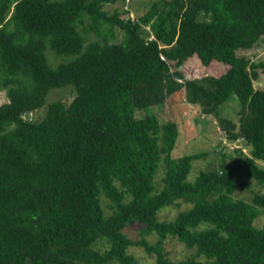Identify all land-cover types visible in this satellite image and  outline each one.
Masks as SVG:
<instances>
[{
	"label": "trees",
	"instance_id": "obj_1",
	"mask_svg": "<svg viewBox=\"0 0 264 264\" xmlns=\"http://www.w3.org/2000/svg\"><path fill=\"white\" fill-rule=\"evenodd\" d=\"M129 6L0 0V92L8 98L0 105V264H139L132 247L156 264H264V227L254 225L264 192L250 202L234 197L249 189L247 178L264 189V89L254 86L264 63L237 53L264 43V0H158L136 19ZM48 48L73 59L53 68ZM192 57L227 70L185 79L179 68ZM68 85L76 90L68 105L55 102L41 121L29 118L50 90ZM180 94L249 155L221 149L218 169L188 182L192 161L206 154L172 158L176 122L135 117ZM231 96L240 105L236 122L219 112ZM180 203L190 208L159 220ZM135 224L137 240L125 233ZM169 237L204 260L170 261Z\"/></svg>",
	"mask_w": 264,
	"mask_h": 264
},
{
	"label": "rangeland",
	"instance_id": "obj_2",
	"mask_svg": "<svg viewBox=\"0 0 264 264\" xmlns=\"http://www.w3.org/2000/svg\"><path fill=\"white\" fill-rule=\"evenodd\" d=\"M154 1L158 0H131L129 8L134 19L143 15L150 3ZM115 8L122 9V4L119 3L105 7L107 11H112ZM84 22H87L86 15H84ZM123 35L122 31L116 30L115 43H119ZM90 38L93 41L97 39L92 33H90ZM172 47L174 49L172 48L171 50L176 49L175 44H173ZM237 53L239 56L248 58L251 61L264 63V43H260L251 50H239ZM53 56L55 58H53ZM46 57L49 65L53 68L61 62L66 63L73 59V57L70 56H56L49 48L46 50ZM179 69L183 73L185 79L199 80L205 76L219 77L225 73L227 67L222 64L204 67L196 57H192L183 62ZM254 86L256 89H264V71L260 73L258 80L254 82ZM75 96L76 90L71 85L52 89L46 96L45 104L32 112L29 118H34V121H41L45 117L47 109L51 104L62 102L68 105ZM182 97L183 96L180 94L177 97L180 99L179 101L175 99L176 101L168 102L161 106H152L145 110H138L135 112V117L141 118L146 115H153L157 117L160 122L171 120L176 122L179 129V136L176 147L171 154L172 158L178 159L198 153L206 154V157L192 161L191 169L187 176L188 182L193 183L201 172L218 169L219 159L217 153L221 149H224L226 153H230L234 149L241 148L243 153L249 155L250 150L244 145L243 141L230 142L227 139L226 134L218 125L217 118L214 116H204L202 118L199 107L186 103ZM7 102L8 98L5 92H0V105ZM239 106L237 98L231 96L221 107L219 112L223 119L236 122ZM163 176L164 164L161 163L155 178L157 189H161L163 186L161 183ZM244 181L249 185V189L235 192L234 197L236 199L250 202L254 193L264 192L262 186L258 185L253 179L247 178L244 179ZM189 208L190 205L184 203H180L179 206H168L160 211L159 220L163 222L173 221L179 212L186 211ZM254 225L257 228L264 227V214H261L255 220ZM139 232L140 226L137 224L130 225L125 229L126 235L133 240L140 238ZM147 239L150 243H154L157 237L155 234H152L148 236ZM163 248L170 261H183L189 258L204 260V257L198 255L195 249L186 248L183 243L173 237H169L165 240ZM128 253L132 255L139 264H156L155 256L148 255L141 247L129 248Z\"/></svg>",
	"mask_w": 264,
	"mask_h": 264
},
{
	"label": "built area",
	"instance_id": "obj_3",
	"mask_svg": "<svg viewBox=\"0 0 264 264\" xmlns=\"http://www.w3.org/2000/svg\"><path fill=\"white\" fill-rule=\"evenodd\" d=\"M130 1H131V0H125V7H124V9H127V8H128V4L130 3ZM129 16H130L131 19H134V16L132 15V13H130ZM152 38H153V37L151 36V37L149 38V40H151ZM160 59H161L162 61H164V62H168V61L165 59L164 56H160Z\"/></svg>",
	"mask_w": 264,
	"mask_h": 264
}]
</instances>
